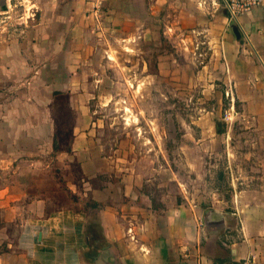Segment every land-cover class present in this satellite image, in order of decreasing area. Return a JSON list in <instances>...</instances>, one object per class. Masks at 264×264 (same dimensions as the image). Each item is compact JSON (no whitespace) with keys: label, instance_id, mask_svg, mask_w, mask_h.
Wrapping results in <instances>:
<instances>
[{"label":"crops","instance_id":"crops-1","mask_svg":"<svg viewBox=\"0 0 264 264\" xmlns=\"http://www.w3.org/2000/svg\"><path fill=\"white\" fill-rule=\"evenodd\" d=\"M16 2L0 0L2 13ZM31 6L21 34L0 46V264L264 263V176L230 210L159 198L153 178L100 140L86 77L103 44L164 40L167 75L183 68L192 86L198 61L196 83L217 104L231 83L236 118L264 140V5L232 21L220 0H107L100 27L85 0Z\"/></svg>","mask_w":264,"mask_h":264},{"label":"rangeland","instance_id":"rangeland-1","mask_svg":"<svg viewBox=\"0 0 264 264\" xmlns=\"http://www.w3.org/2000/svg\"><path fill=\"white\" fill-rule=\"evenodd\" d=\"M16 1L7 14L0 9V46L34 17L31 0ZM166 50L164 40L152 47L145 42L103 44L96 70L86 76L100 140L108 152L127 156L124 164L153 178L159 198L202 208L245 205L248 195L263 189L262 135L248 133L249 123L236 118L241 111L236 102L234 119L225 120V91L217 104L214 91L196 83L198 61L189 67L195 72L192 86L183 68L168 76V65L158 58ZM182 54L181 62L190 60ZM70 124L64 120L61 125L67 129ZM68 142L69 133H60L59 144Z\"/></svg>","mask_w":264,"mask_h":264},{"label":"built area","instance_id":"built-area-1","mask_svg":"<svg viewBox=\"0 0 264 264\" xmlns=\"http://www.w3.org/2000/svg\"><path fill=\"white\" fill-rule=\"evenodd\" d=\"M107 0H85L86 5L89 9V15L93 18L94 22L98 27L101 24V18L103 10L105 8V3ZM220 2L225 6L229 13V18L232 21H238L241 15H244L251 11L255 7L264 5V0H220ZM216 5L217 3L214 2ZM229 85L225 89V96L229 101V108L225 111V120L229 121L234 119L235 116V88L233 85ZM129 238L132 241H136L133 229L128 230ZM201 264H264L258 257L250 255L242 260H233L226 262H207Z\"/></svg>","mask_w":264,"mask_h":264},{"label":"water","instance_id":"water-1","mask_svg":"<svg viewBox=\"0 0 264 264\" xmlns=\"http://www.w3.org/2000/svg\"><path fill=\"white\" fill-rule=\"evenodd\" d=\"M33 13H34V11H32ZM234 33L236 34V35H238V37H239V32H238V28L237 27H234Z\"/></svg>","mask_w":264,"mask_h":264},{"label":"trees","instance_id":"trees-1","mask_svg":"<svg viewBox=\"0 0 264 264\" xmlns=\"http://www.w3.org/2000/svg\"><path fill=\"white\" fill-rule=\"evenodd\" d=\"M54 149H55V151H59V150H61L60 146H57V145L54 147ZM69 150H70V148L68 149V151H69Z\"/></svg>","mask_w":264,"mask_h":264}]
</instances>
